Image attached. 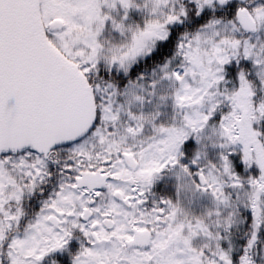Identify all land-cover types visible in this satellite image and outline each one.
Wrapping results in <instances>:
<instances>
[{
  "label": "snow or ice",
  "instance_id": "snow-or-ice-1",
  "mask_svg": "<svg viewBox=\"0 0 264 264\" xmlns=\"http://www.w3.org/2000/svg\"><path fill=\"white\" fill-rule=\"evenodd\" d=\"M0 264H264V0H0Z\"/></svg>",
  "mask_w": 264,
  "mask_h": 264
}]
</instances>
